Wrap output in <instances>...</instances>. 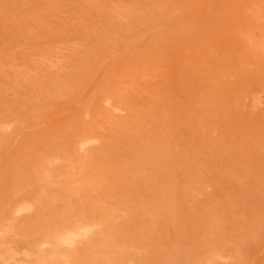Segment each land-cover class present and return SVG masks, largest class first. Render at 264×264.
Returning <instances> with one entry per match:
<instances>
[{"label": "rangeland", "instance_id": "obj_1", "mask_svg": "<svg viewBox=\"0 0 264 264\" xmlns=\"http://www.w3.org/2000/svg\"><path fill=\"white\" fill-rule=\"evenodd\" d=\"M0 233V264H264V0H0Z\"/></svg>", "mask_w": 264, "mask_h": 264}, {"label": "bare ground", "instance_id": "obj_2", "mask_svg": "<svg viewBox=\"0 0 264 264\" xmlns=\"http://www.w3.org/2000/svg\"><path fill=\"white\" fill-rule=\"evenodd\" d=\"M99 74H100V73H99ZM104 101H105V100H104ZM108 101H110V100H108ZM103 103H105V102H103ZM105 107H106V104H105ZM109 107H110V106H109ZM109 107H108V108H109ZM87 139H88V138H87ZM87 139H84V140H87ZM84 140H83V141H84ZM90 140H93V139H90ZM79 141H80V140H79ZM81 142H82V141H81ZM78 149H80V148H78ZM81 149H83V148H81ZM78 151H79V150H78ZM85 158H86V157H85ZM134 177H135V176H134ZM24 203H25V202H24ZM19 205H20V204H19ZM19 205H18V206H19ZM21 205H22V208H23V206H27V204H21ZM21 205H20V207H21ZM28 205H29V204H28ZM18 206H17V207H18ZM24 208H25V207H24ZM13 209L15 210L16 208H12V210H13ZM111 209H112V208H111ZM14 210H13V211H14ZM28 212H29V211H28ZM12 214H13V213H12ZM183 217H184V216H183ZM256 217H257V216H256ZM152 219H153V217H152ZM257 220H259V219H257ZM76 225H77V224H76ZM76 225H75V227H77ZM87 226H88V225H86V229H87ZM91 226H92V225H91ZM91 226H89V228H90ZM82 227H85V225H83ZM92 227H93V226H92ZM94 227H95V226H94ZM98 227H99V226H98ZM80 228H81V227L79 226L78 229H80ZM95 228H96V227H95ZM73 229H75V228H73ZM73 229H72V230H73ZM76 229H77V228H76ZM81 229H82V228H81ZM81 229H80V233H81L82 235H85L86 232H85L84 230L81 231ZM93 229H94V228H93ZM2 230H3V229H2ZM4 230H5V229H4ZM4 230H3L2 234L4 233ZM88 230H89V229H88ZM5 231H6V230H5ZM70 231H71V230H70ZM75 231H76V230H73V231H72L73 234L71 233V234L65 235L64 237H58V236H59V235H58L57 238H55V237H54L55 235L53 236V234H52V237H53V239H56L55 242H57V244L60 243V242H62L63 244L67 243V245H68V242H71V241H72L74 238H76V237H77L78 240H79V237H78V236H80V234H79V235H77V233L75 234V233H74ZM91 231H92V230L90 229V232H91ZM66 232L68 233V231H65V233H66ZM90 232L87 231V233H90ZM65 233H61V235H62V234L64 235ZM0 234H1V233H0ZM90 235H91V234H90ZM88 236H89V235H88ZM86 237H87V235H86ZM82 238H83V237H82ZM83 239H85V238H83ZM87 239H88V237H87ZM87 239H85V241H87ZM80 240H81V239H80ZM75 241H76V239L74 240V242H75ZM76 243H77V242H76ZM83 243H84V242H83ZM41 244H42V243H41ZM39 245H40V244H38V247H39ZM47 245H48V243H47ZM58 245H59V244H58ZM70 245H72V244H70ZM73 245H74V244H73ZM129 245H130V244H129ZM68 246H69V245H68ZM43 247H46V246H43ZM48 247H49V246H48ZM60 247H61V246H60ZM64 247L66 248V246H64ZM71 247H72V246H71ZM71 247H69V249H70ZM122 247H123V246H122ZM124 247H125V246H124ZM130 247H131V246H130ZM62 248H63V246H62ZM67 248H68V247H67ZM110 248H111V247H110ZM37 249H38V248H37ZM39 249H41V248H39ZM111 249H112V248H111ZM115 249H116V248H115ZM124 249H125V248H124ZM128 249H129V248H128ZM125 250H126V249H125ZM175 250H176V249H175ZM174 252H175V251H174ZM51 253H52V252H51ZM122 253L124 254V252H122ZM142 253H143V252H142ZM51 255H52V254H51ZM143 255H144V254H143ZM112 256H114V255H112ZM9 257H10V256H9ZM34 257H35V256H34ZM48 257H49V256H48ZM52 257H53V256H52ZM57 257H58V255H57ZM60 257H61V256H60ZM118 257H119V256H118ZM10 258H11V257H10ZM10 258H9V260H10ZM35 258H36V257H35ZM50 258H51V257H50ZM47 259H49V258H47ZM51 259H52V258H51ZM60 259H61V258H60ZM212 259H213V258H212ZM49 260H50V259H49ZM62 260L64 261V257H62ZM66 260H67V259H65V262H66ZM41 262H42V261H41ZM127 262H128V261H127ZM63 263H64V262H63ZM125 263H126V260H125ZM130 263H131V262H130ZM41 264H42V263H41ZM106 264H107V263H106ZM110 264H111V263H110ZM126 264H128V263H126ZM207 264H209V263H207Z\"/></svg>", "mask_w": 264, "mask_h": 264}]
</instances>
